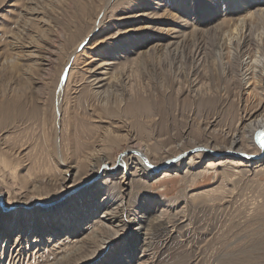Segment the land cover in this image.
Here are the masks:
<instances>
[{
    "label": "rangeland",
    "instance_id": "obj_1",
    "mask_svg": "<svg viewBox=\"0 0 264 264\" xmlns=\"http://www.w3.org/2000/svg\"><path fill=\"white\" fill-rule=\"evenodd\" d=\"M262 106L264 0H0V264H264V151L205 176L210 159H171L198 145L235 160L226 151ZM130 139L162 169L130 175L125 197L121 173L100 186L99 203L124 198L123 227L81 203L39 213L102 183ZM36 199L58 201L3 209ZM159 218L169 234L147 245ZM75 224L96 231L92 248Z\"/></svg>",
    "mask_w": 264,
    "mask_h": 264
},
{
    "label": "bare ground",
    "instance_id": "obj_2",
    "mask_svg": "<svg viewBox=\"0 0 264 264\" xmlns=\"http://www.w3.org/2000/svg\"><path fill=\"white\" fill-rule=\"evenodd\" d=\"M106 66H108V65H106ZM100 75H102V78H98V77L96 78L95 77L94 80L92 81V84H93V86L94 85H100L99 88L101 89L104 86H106V84L107 85L109 84V83L106 82L109 79H106L107 77L103 78V76H106L107 73H104L103 72V74H100ZM250 113L251 114L249 115L250 116L249 118L251 120L246 125V127L244 128V135L243 136L236 137L235 139H233L232 145L226 151V152H229V153H233V152L234 153H237L239 157H237V158L235 157V160H232L231 162H228V160H221V159H225L226 158V156L223 157L222 155H227V153L217 152L215 150L217 148H215V147L198 146V145H197V147L192 148V149H194L192 151H190L191 149L190 150H185V151H182L181 153H179L178 155L173 156L172 158L170 157V158L172 160H175L176 159L174 162H176V161L178 162L179 161L178 158H180L181 161L188 159L189 163L192 164V165L196 164L195 160L202 159L204 157L207 158V159H210L206 163V166L204 168L205 171L200 172V174L203 175V176H205V174L207 172H209V170H212L213 171V169H216L217 167L219 169V167H223V165H225V164H229V166H231L232 168H234V166H236V168L239 169V166L242 165L243 163H247L248 164V163H251V162H255V163L262 162L260 160V158L262 156V153H263L264 149L259 145L258 138L261 135V133L264 131V106L260 107L256 111L250 112ZM105 136H106V139L108 141V144L111 145V146L116 143V140L118 138V137H114L113 138V136L110 135V131H107L105 133ZM263 141H264V139H263ZM256 144L259 147V150H258L259 152L257 151V149H256V151L253 150V149H255L257 147ZM239 145L242 146V147H240ZM145 150H144V147H143L142 143H137V140L130 139V141L128 143V147L126 148V151L123 152L125 156L121 159L120 163H118V160H117L118 158H117L116 161L114 163H112V165H110L109 171L104 173V176L102 178L103 179L102 183L99 182V183L95 184L94 186H88L79 195L76 194L73 198H71L70 200H67V201L63 202L60 206L55 207V208H52V209H49V210H46V211H41L39 213H41V215H43L45 217H47V216L50 217L53 214H55V216H52V217H55L56 218L57 217V214L60 213L61 211H63L62 209L68 210L70 208H73V206H75L77 203H81V204H84V206L87 209H90V212H91L90 215L91 216L93 214L95 215V213H97V211L103 209V214L101 215V217L106 222L111 223L110 224L111 226L115 225L116 228L123 227V224H126V221L129 219L128 211H127V209L125 207L126 204L123 205L124 204V198L121 196L122 201L115 208H110V206L108 205V203H105V202L99 203L96 199L100 195L99 194L100 193V186L103 185V184L106 185V183L110 180L111 177H116V175H119L121 173L122 174V178L124 180L122 183L125 184L126 183L125 180H129V183H126V186L123 185V186L120 187V189H122V193H123L122 195H124V197H125L127 195L128 191H129V189H132V183L134 182V179H130V175H132L134 177V176H136V173H138V175L142 173V175H144V176L151 177V176L154 175V171L161 170L162 168L160 169L159 167L162 164L158 166L157 165L158 163H154L153 161L150 163L149 162L150 160H149V157H148V154L149 153H148L147 150H146L147 152ZM251 150L253 152H250ZM199 151H205V152L196 153V152H199ZM102 152L99 151L98 155L92 161L95 162L96 164H99V163L101 164L102 163V158H105L103 156L104 152L103 153ZM208 152L210 154L209 155L207 154L208 156H205V154L208 153ZM190 154H194V155L189 156ZM241 157H244V158H241ZM127 158L131 161V164L129 165V167L126 164V161H125ZM170 158L165 159V158H162L161 157L160 162H165L166 160H171ZM145 159L149 162V164L152 166V168L147 165ZM103 163L107 164L108 162H103ZM168 165H171V164H168ZM134 167H135L136 171L131 174L130 169H132ZM122 168H124V170ZM174 168L176 169V171L179 170V167L178 166H176ZM69 169L66 172L67 174H69V172H70ZM206 170H208V171H206ZM229 170H231V169H229ZM258 170L261 171L263 169H261V170L258 169ZM224 171H226V170H224ZM231 173H233V172H231ZM176 176H177V173L176 172H173V171L171 172V170H166V171L162 172V176L159 179H162V180L166 181V180H170L171 178H174ZM228 180L230 181L231 178L228 179ZM72 190H74V189L69 190V192L72 191ZM66 192L67 193H65L64 195H61L60 196L59 200L62 199L65 195H67L69 193L68 191H66ZM200 194H202V193H200ZM205 194H208V193H204V195ZM0 198H4L5 199V196L4 195H0ZM94 200H96V202L93 204L92 201H94ZM57 201L58 200H55V202L54 201L53 202H49V201L48 202H46V201L45 202H41L40 200L36 199L32 203H30V204L17 203V202L10 204V202L6 201L3 209H5V211H7V210L10 211V209L11 210H14L15 209L14 206H17L16 204H23V205H25L24 208H26V206L27 207L35 206V204H37V203L38 204H51V205H54V204H56ZM0 202H1V200H0ZM0 204H2V202ZM158 220L159 221L154 222V224H151L152 226L150 225L151 226V229L148 230L149 231L148 232V235H149V233L151 234L150 231H152V230H153V234H151V236H149L150 239H149V243L146 242L147 245H149V244L152 243V239L153 238H154V240L156 239V237L159 235V233H161V230H163L166 233H168V227L169 226H167V225L168 224L170 225V222L171 221L169 223L167 222L168 223L167 224L166 222L164 223L163 222V219H161V218H159ZM97 223H101V221L98 220V219L95 220L94 225H96ZM78 226H79L78 224L77 225L75 224L73 226L74 227V231L73 232H75V234H77L79 232L80 233L83 232V234H82L83 243L80 246H84L86 248H92L93 245H90L91 243H89V240L91 241L93 239H90L91 236H89V235H92L91 233H93V232L96 233V231L95 230L91 231L89 234H87L88 235L87 236L86 233H84V231H86V228L85 227L84 228H81L80 227V229H77ZM99 227L106 228L105 224L99 225ZM108 228L110 229L111 227H108ZM67 229L70 230L69 226H68ZM118 230L119 229L113 230L112 232L113 233H117ZM117 234L119 235V233H117ZM95 236H96V234H95ZM117 237H119V236H116V238L114 237L115 240H117ZM165 237H167V236H165ZM73 243L80 244L79 241L73 242ZM61 252L62 251H60L59 253H61ZM52 257L56 258V256H52ZM138 264H155V262H154V258L153 257L147 256L145 254L144 256H142L139 259Z\"/></svg>",
    "mask_w": 264,
    "mask_h": 264
},
{
    "label": "water",
    "instance_id": "obj_3",
    "mask_svg": "<svg viewBox=\"0 0 264 264\" xmlns=\"http://www.w3.org/2000/svg\"><path fill=\"white\" fill-rule=\"evenodd\" d=\"M263 139H264V131L261 133V135L259 136V138H258V143H259V145L264 149V146H262V145H264V141H263ZM125 155L124 154H121L120 156H119V158H118V163H120V161H121V159L124 157ZM146 160V159H145ZM177 162V161H176ZM146 163H147V165L149 166V167H151L152 168V166L149 164V162L146 160ZM105 168H108V165H106V166H104ZM154 168V167H153ZM66 196H68V194L67 195H65L62 199H64ZM0 200L2 201V203L4 204V198H0ZM39 205V204H38Z\"/></svg>",
    "mask_w": 264,
    "mask_h": 264
},
{
    "label": "snow or ice",
    "instance_id": "obj_4",
    "mask_svg": "<svg viewBox=\"0 0 264 264\" xmlns=\"http://www.w3.org/2000/svg\"><path fill=\"white\" fill-rule=\"evenodd\" d=\"M262 146H264V145H262Z\"/></svg>",
    "mask_w": 264,
    "mask_h": 264
}]
</instances>
